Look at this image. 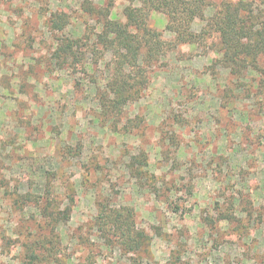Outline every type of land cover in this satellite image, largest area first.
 <instances>
[{
	"label": "rangeland",
	"instance_id": "obj_1",
	"mask_svg": "<svg viewBox=\"0 0 264 264\" xmlns=\"http://www.w3.org/2000/svg\"><path fill=\"white\" fill-rule=\"evenodd\" d=\"M230 1L264 26L259 0ZM83 2L0 0V264H264L261 75L215 64L214 38L176 44L110 125L97 102L108 62L83 72L54 59L59 38L83 35ZM128 5L115 0L113 17L126 22ZM54 14L66 15L63 31ZM150 21L175 41L165 14ZM204 26L196 19L193 30ZM127 119L138 126L123 128ZM143 157L139 178L131 166ZM101 202L134 208L139 251L99 230Z\"/></svg>",
	"mask_w": 264,
	"mask_h": 264
},
{
	"label": "trees",
	"instance_id": "obj_2",
	"mask_svg": "<svg viewBox=\"0 0 264 264\" xmlns=\"http://www.w3.org/2000/svg\"><path fill=\"white\" fill-rule=\"evenodd\" d=\"M103 1L104 4L98 6L91 0H84L88 20L83 35L59 38L54 59L69 68L77 69L82 65L83 72L88 70L89 64L95 70L108 62L106 67L110 74L105 87L97 89V102L100 118L110 125L119 123L127 105L141 97L150 83L151 68L158 65L174 45L201 46L211 38L216 41L221 54L215 64L219 63L238 77L249 71L259 73L257 91L264 99V26L258 29V19L244 1L225 0L211 17H207L211 0H127L126 22L113 17L115 0ZM259 1L264 5V0ZM155 12L167 16V30L175 35L174 42L166 41L163 33L152 26L150 18ZM196 19L205 22L200 32L193 30ZM93 21L95 25L91 24ZM50 23L56 31H63L69 24L66 15L62 14L52 15ZM137 126V121L127 119L123 128ZM145 158L131 166L139 178L146 173ZM38 199L42 200V197ZM98 211L100 231L117 238L128 251L137 252L142 248L146 239L137 227L134 208L112 207L101 202ZM58 212L50 214L48 219L54 223L60 221ZM69 213L70 209H66L62 216L67 219Z\"/></svg>",
	"mask_w": 264,
	"mask_h": 264
}]
</instances>
